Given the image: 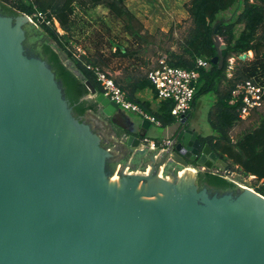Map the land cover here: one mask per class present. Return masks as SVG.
<instances>
[{
  "label": "water",
  "instance_id": "obj_1",
  "mask_svg": "<svg viewBox=\"0 0 264 264\" xmlns=\"http://www.w3.org/2000/svg\"><path fill=\"white\" fill-rule=\"evenodd\" d=\"M29 24L25 14L0 11V264H264V197L232 181L235 191L197 184L203 172L189 167L228 164L203 144L192 113L164 153L137 171L126 162L146 154L140 146L152 123L126 121L85 81L96 119L119 127L105 133L128 150L109 146L74 117L62 81L26 48ZM217 30L211 62L222 68Z\"/></svg>",
  "mask_w": 264,
  "mask_h": 264
},
{
  "label": "trees",
  "instance_id": "obj_2",
  "mask_svg": "<svg viewBox=\"0 0 264 264\" xmlns=\"http://www.w3.org/2000/svg\"><path fill=\"white\" fill-rule=\"evenodd\" d=\"M98 6H105L116 17L124 20L131 38L139 48L149 44L141 35V24L127 9L125 0H0V11L4 15L16 17L25 14L32 16L34 13L40 12L47 16L46 22L50 23H43L40 27L52 44L47 41L41 43L36 41L35 26L29 24L25 26L27 32L25 45L29 52L44 59L52 67L57 79L62 81L66 98L73 107V115L76 119L83 122L89 113L99 115L98 104L93 100L84 99L89 94L85 81H90L98 92L102 93L100 84L86 68V64H93L104 69H111L113 72L121 71V77L113 78L127 93L128 99L139 105L163 127L175 125L172 101L157 102L158 106L154 108L151 101L138 97L139 93L150 88L154 93L155 101H157V93L148 74L137 72V69L133 68L136 67L133 58L140 54L139 51H129L117 46L114 53L106 55L101 48L103 38L99 35V42L96 43L93 51L86 49L84 54L76 52L71 37L76 26V11L80 7L93 9ZM186 8L190 16L189 28L183 38L177 40V48L167 50L165 53L170 66L200 72L201 79L193 106L199 97L215 95L214 112L211 113L209 122L214 134L200 136V139L203 144H210L219 158L228 164L226 170L240 172L248 177L255 176L258 183L264 181V109L262 110L264 105L253 114L257 117L254 126L246 129V132L238 140H234L231 130L244 121L239 117L240 105L230 104L238 84L255 79L264 85V0H191ZM133 22L140 29L135 30ZM56 24L64 31V34L58 32ZM217 24V35L223 39L227 53L222 68L211 62L217 55V49L212 39ZM174 30V28L171 29L168 35L173 37ZM249 52L254 53L253 59L248 57L240 59L241 56L247 55ZM63 54L84 78L78 77L71 67L66 65ZM198 58L207 59L211 63V68L209 70L197 69ZM233 58L236 59L237 66L232 72H229V61ZM115 59L129 63L112 67ZM111 167L114 169L115 165L112 164ZM197 184L200 187L218 191L238 189L235 183L210 172L199 173ZM257 192L264 195V182Z\"/></svg>",
  "mask_w": 264,
  "mask_h": 264
},
{
  "label": "rangeland",
  "instance_id": "obj_3",
  "mask_svg": "<svg viewBox=\"0 0 264 264\" xmlns=\"http://www.w3.org/2000/svg\"><path fill=\"white\" fill-rule=\"evenodd\" d=\"M184 9V8H183ZM182 9V10H183ZM77 13L75 14L76 26L74 34L71 35L73 46L78 54L86 53V49L94 50L96 47V43L98 41V36L106 35L109 37V40L112 42L109 46L110 42H106L105 45L102 44V51H105L106 55H110V53H114L117 46H121L123 49H128L129 51H139L140 54L135 56V66L133 67L137 69V72H141L143 74H148V72L152 69L157 62L166 57V51L170 49H176L177 40H181L183 35H185L187 29L189 28L190 22L188 20H183V18H178L181 20L180 22H176V25L170 27L169 25L164 26V29L158 28L159 24H153L151 22L142 23L135 15L131 14L137 19V21L141 24L142 32L141 35L145 37L148 45H142L140 48L130 36L129 31L126 28V23L122 18L116 17V15L107 9L105 6H102L101 9L98 10H90L80 7ZM171 15H185L184 11L182 13H173L170 12ZM147 12H141V17L145 18ZM162 16V15H161ZM165 22L169 20L167 16H162ZM134 29H138L139 26L133 22ZM58 32L64 34V31L61 30L59 25L56 24ZM174 30V36L171 37L168 33L171 29ZM41 33L44 34L41 27H35ZM110 30V33L108 31ZM140 29V28H139ZM45 35V34H44ZM46 36V35H45ZM47 37V36H46ZM223 42V39H221ZM52 44V43H51ZM224 44V42H223ZM250 56V54L248 55ZM63 59H65V63H71V61L63 54ZM114 61H120L121 64L125 65L124 63L128 64L129 62H122L120 59H115ZM118 64L115 62L113 63L112 67H116ZM230 69L229 72L237 66L236 59L230 62ZM119 67V65H118ZM114 78L121 77V72H113L111 69H106ZM264 107L262 108V110ZM196 121V127H199V130L203 136L208 134H214L210 122L211 113H213V106L212 101L210 98L204 97L197 99L196 108L194 110ZM130 113V112H128ZM253 115L251 119L243 122L242 124L238 125L237 127L231 130V136L234 140H238L242 134L246 132V129L252 128L255 124V120L257 117ZM194 126V122H193ZM105 139L111 141V136L107 133L104 134ZM200 170V169H199ZM228 181L240 183L245 187L252 189L257 184V180H251L250 177L243 175L240 172H234L233 177L227 179Z\"/></svg>",
  "mask_w": 264,
  "mask_h": 264
},
{
  "label": "built area",
  "instance_id": "obj_4",
  "mask_svg": "<svg viewBox=\"0 0 264 264\" xmlns=\"http://www.w3.org/2000/svg\"><path fill=\"white\" fill-rule=\"evenodd\" d=\"M27 17L36 27H40L43 23H50L46 22L47 16L40 12H36L32 16L27 15ZM78 57L80 58V55ZM232 61H234V58L230 59V62ZM196 64L197 69L209 70L211 68V63L205 58H198ZM86 68L94 75L97 82L100 84L102 94L116 103L122 111L134 113L142 117V119L150 121L152 124L162 126L159 121L148 115L139 105L128 99L127 93L121 89L115 82L113 76L106 69L93 64H86ZM148 78L157 93L158 102L169 100L174 103L172 115L176 119L175 126L179 128L187 114L191 113L193 110V103L201 79L200 72L197 70L189 71L183 68L170 66L167 62V58L164 57L160 59L158 64L148 73ZM230 104H239L238 113L240 119L244 122L249 120L252 115L264 105V85L255 79L238 84L233 92ZM171 144L172 139L154 141L149 138H144L140 149L163 152ZM161 169L162 173H164V168ZM188 169L201 171L203 173L210 172L214 175L222 176L225 179H229L234 175V172L219 168L209 171L203 167L191 166ZM250 178L251 180H257L255 176H250ZM263 182L264 181L259 182V184L252 187L251 190L258 193L257 189ZM240 187L245 188L243 185H240ZM258 194L261 195L260 193ZM261 196L264 197V195Z\"/></svg>",
  "mask_w": 264,
  "mask_h": 264
},
{
  "label": "crops",
  "instance_id": "obj_5",
  "mask_svg": "<svg viewBox=\"0 0 264 264\" xmlns=\"http://www.w3.org/2000/svg\"><path fill=\"white\" fill-rule=\"evenodd\" d=\"M190 1L191 0H125V5H126L127 9L133 15H135L139 20H141L142 23L151 22L153 24H159L156 29L161 28V30L164 31V30H166V29H164V26H166V25L170 26L171 25L170 27H172V25L173 26L176 25V22H180L181 20H179L178 18L182 17L183 20H188L190 18L189 13H188L187 8H186L187 4ZM101 8H102V6H98V7L93 8V9L90 8V10H98ZM182 11H184L186 16L185 15H171V13H170V12L182 13ZM141 12H147V15L145 18L141 17ZM161 15L167 16L169 18V20L167 22H165ZM109 33H110V31H109ZM102 38H103V40H102L103 45H105L106 42L112 43L109 40L108 36L103 35ZM248 54H250V56H248ZM248 54H247L248 58H250V59L254 58L253 52H249ZM115 62L118 65H121L120 61H114V63ZM125 65H127V64H125ZM117 71L121 72L119 70H116V72ZM200 88H201V85H200ZM206 96H207V98L211 99L212 106H213V104L216 102L215 101L216 100L215 95H213V94L203 95L200 98L203 99ZM138 97L141 99L151 101L153 103L154 108H156L158 106V103H157L158 101H155L154 93H153L152 89H150V88L139 93ZM196 104H197V100H196V103L193 106V110L191 112L192 113L191 124H192V128L194 130H196L200 136H203L199 130V127H196V125H195L197 120H195V118H193V116L195 115L194 110L196 108ZM125 115L127 117L126 121H128V119L130 117H132V118L138 117V118L142 119V117H140L139 115H136L134 113L125 112ZM193 122H194V126H193ZM177 129H178V127H176L175 125L169 126V127H163V126H157L156 124H152L151 129L148 131L147 138L154 140V141L173 139V135L175 134ZM209 135H211V134H208L206 136H209ZM111 141H112V144H114V146L117 147L119 150H128L127 147L119 145V142H117L115 139L112 138ZM162 153H164V152L147 151L146 154H144V155L134 153L131 156L129 155L126 163H129V165L134 167L137 171H142V169H144L147 164L149 165L150 163H152V159L155 158V155H162ZM160 176L162 178H165V175L163 176V173Z\"/></svg>",
  "mask_w": 264,
  "mask_h": 264
},
{
  "label": "flooded vegetation",
  "instance_id": "obj_6",
  "mask_svg": "<svg viewBox=\"0 0 264 264\" xmlns=\"http://www.w3.org/2000/svg\"><path fill=\"white\" fill-rule=\"evenodd\" d=\"M95 114L89 113L88 116L86 117V121L89 122V124H91L93 126V129L99 133L101 136L104 137L105 139V132H109L111 135H114L115 132L120 133L121 130L119 127H116L114 125H111L110 122H101L98 121V119H96ZM192 126V124H191ZM106 142H110L108 140H106ZM112 143V141L110 142V144ZM109 145V144H108Z\"/></svg>",
  "mask_w": 264,
  "mask_h": 264
},
{
  "label": "bare ground",
  "instance_id": "obj_7",
  "mask_svg": "<svg viewBox=\"0 0 264 264\" xmlns=\"http://www.w3.org/2000/svg\"><path fill=\"white\" fill-rule=\"evenodd\" d=\"M249 55V54H248ZM246 188V187H245Z\"/></svg>",
  "mask_w": 264,
  "mask_h": 264
}]
</instances>
